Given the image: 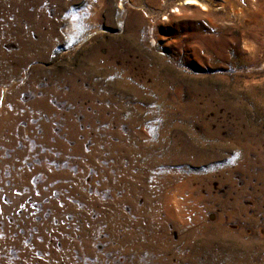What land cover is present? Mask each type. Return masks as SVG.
Instances as JSON below:
<instances>
[{"label":"rangeland","instance_id":"rangeland-1","mask_svg":"<svg viewBox=\"0 0 264 264\" xmlns=\"http://www.w3.org/2000/svg\"><path fill=\"white\" fill-rule=\"evenodd\" d=\"M0 0V264H264V0Z\"/></svg>","mask_w":264,"mask_h":264},{"label":"bare ground","instance_id":"bare-ground-1","mask_svg":"<svg viewBox=\"0 0 264 264\" xmlns=\"http://www.w3.org/2000/svg\"><path fill=\"white\" fill-rule=\"evenodd\" d=\"M194 3H199V0H185L183 4H194Z\"/></svg>","mask_w":264,"mask_h":264}]
</instances>
